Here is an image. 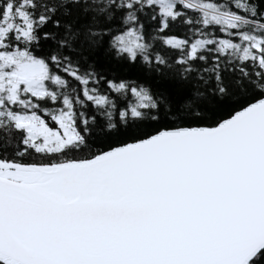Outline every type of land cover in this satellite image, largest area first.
I'll return each mask as SVG.
<instances>
[{
    "label": "snow or ice",
    "instance_id": "obj_1",
    "mask_svg": "<svg viewBox=\"0 0 264 264\" xmlns=\"http://www.w3.org/2000/svg\"><path fill=\"white\" fill-rule=\"evenodd\" d=\"M0 264H264V0H0Z\"/></svg>",
    "mask_w": 264,
    "mask_h": 264
}]
</instances>
